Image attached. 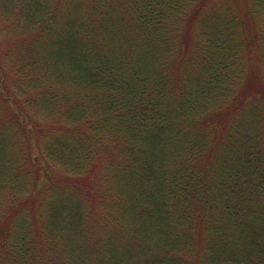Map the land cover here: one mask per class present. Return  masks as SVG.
I'll use <instances>...</instances> for the list:
<instances>
[{"label":"trees","instance_id":"16d2710c","mask_svg":"<svg viewBox=\"0 0 264 264\" xmlns=\"http://www.w3.org/2000/svg\"><path fill=\"white\" fill-rule=\"evenodd\" d=\"M0 264H264V0H0Z\"/></svg>","mask_w":264,"mask_h":264},{"label":"rangeland","instance_id":"374dc122","mask_svg":"<svg viewBox=\"0 0 264 264\" xmlns=\"http://www.w3.org/2000/svg\"><path fill=\"white\" fill-rule=\"evenodd\" d=\"M11 43V44H15L17 42V40L15 38L9 37L7 43Z\"/></svg>","mask_w":264,"mask_h":264}]
</instances>
